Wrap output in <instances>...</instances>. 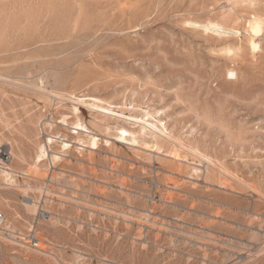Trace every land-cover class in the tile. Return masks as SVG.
Masks as SVG:
<instances>
[{"label": "rangeland", "instance_id": "374dc122", "mask_svg": "<svg viewBox=\"0 0 264 264\" xmlns=\"http://www.w3.org/2000/svg\"><path fill=\"white\" fill-rule=\"evenodd\" d=\"M257 15L264 0H0V264H264Z\"/></svg>", "mask_w": 264, "mask_h": 264}, {"label": "bare ground", "instance_id": "6f19581e", "mask_svg": "<svg viewBox=\"0 0 264 264\" xmlns=\"http://www.w3.org/2000/svg\"><path fill=\"white\" fill-rule=\"evenodd\" d=\"M255 17V16H254ZM253 17V20L252 21H250V26H249V31L251 30L254 34H255V36H256V34H259L261 31H262V29H263V21H264V19L262 20L261 18H259V17H261V16H259L258 17V15L254 18ZM199 24V23H198ZM201 27H203L204 28V30L206 29V30H208V32H209V30H211L210 32H212V31H215V32H217V33H238L239 34V31H237V30H235V29H232V28H234V27H227V26H225L224 24H222V23H219V22H215V21H210V22H208V23H204V25L202 24L201 25ZM238 29V28H237ZM226 35V34H225ZM256 38V37H255ZM251 39V38H250ZM251 41V40H250ZM250 43V45H251V42H249ZM254 45H255V47H254ZM251 46H253L254 48H255V50L257 49V48H259V43L255 40V39H252V45ZM230 74L231 75H233V76H236L237 75V72L233 69V70H230ZM93 100V99H92ZM82 101V100H81ZM84 101V100H83ZM82 101V102H83ZM85 102V101H84ZM96 102H98V101H96ZM86 103V102H85ZM91 105H92V103H91ZM93 106L94 107H96L97 109H99V108H103L102 106H100V105H98V103H95V104H93ZM92 106V107H93ZM78 108V107H77ZM110 109V108H109ZM108 109V110H109ZM79 110V109H78ZM103 110V109H102ZM112 110V109H111ZM99 112H101V111H99ZM105 114V113H104ZM124 114V113H123ZM2 115V114H1ZM4 115V114H3ZM133 117V116H132ZM0 118H1V116H0ZM144 119V118H143ZM135 120H137V119H135ZM0 121H2V120H0ZM140 121V120H139ZM143 122V121H142ZM159 122H162V121H159ZM5 124V123H4ZM78 124H80V123H78ZM139 124H141V135L142 134H144V133H146V130H149L150 131V134L152 133V134H154V135H156L157 136V134H161V135H167L168 137H171V134H170V131H168V127L166 126V124L164 123H161V125H159L158 123H154V122H151V121H149V120H146V119H144V123H139ZM5 125H8V124H5ZM138 125V124H137ZM78 129H83V127L81 126V127H78ZM83 131H84V129H83ZM143 131H144V133H143ZM120 132H122V135L119 137V138H121V139H123L124 141H131L132 140V142L134 141V142H137L138 143V137H136V136H138L140 133H139V130L137 131V133H136V131H130V130H128V129H126V128H121V131ZM79 133V132H78ZM148 133V132H147ZM146 133V134H147ZM138 134V135H137ZM149 134V133H148ZM97 135V134H96ZM128 135L129 136H131V138L130 137H128ZM140 135V136H141ZM145 135V134H144ZM92 138L90 139V140H92V144H88L89 146L90 145H93L94 147H93V149H97V147H98V143L100 142V139H99V137L97 138L96 136H92V135H90ZM143 136V135H142ZM146 136V135H145ZM149 136V135H148ZM153 136V135H152ZM154 137V136H153ZM166 137V136H165ZM160 138V137H159ZM48 141L50 142V143H52L54 140H53V137H48ZM169 139H171V138H169ZM174 139V138H173ZM177 140V139H176ZM174 141H175V139H174ZM178 141V140H177ZM48 142V143H49ZM107 142H108V140H107ZM133 142V143H134ZM140 142V141H139ZM75 143V142H74ZM80 143V142H79ZM89 143H91V141H89ZM157 143H158V141H157ZM109 144V143H108ZM112 144V143H111ZM183 144V143H182ZM46 145V144H45ZM45 145L44 144H42V145H40L41 146V148H40V150H39V154L37 155L36 154V159L34 160V162L35 163H33V164H35L34 166H36V167H38L39 168V164H41V163H43L44 161H45V159L46 158H48L50 155L48 154V148H46L45 147ZM82 145H83V143H82ZM157 145V144H156ZM69 146H71V143H69V141L66 143H63V151L64 150H66V149H68L69 150ZM136 146V145H135ZM86 147V146H85ZM92 149V148H91ZM148 149V148H147ZM150 149V148H149ZM158 149V148H157ZM156 149V150H157ZM161 149H162V147H161ZM10 150H11V153H12V155H14L15 153H13V149L10 147ZM152 150V149H151ZM155 150V151H156ZM176 151V150H175ZM174 152V151H173ZM20 156H21V153H20ZM173 156H174V154H173ZM172 156V157H173ZM178 156V155H177ZM177 156L176 157H173V158H176V159H179V158H181V157H179V158H177ZM13 157H15V156H13ZM17 157H19V156H17ZM51 157V156H50ZM170 157H171V155H170ZM56 158H59V156L58 155H54L53 156V159H56ZM13 160H14V158H13ZM12 160V161H13ZM47 160V159H46ZM182 160V159H181ZM35 167V168H36ZM2 174L1 175H3V177H4V180H6L5 182H7V183H10V185L11 184H13L14 182H15V177H14V170L12 169V167L10 166V164L8 165V167H4L3 169H1V171H0ZM27 186V185H26ZM31 202V201H30ZM36 203V202H35ZM31 204V203H30ZM34 205V204H33ZM36 206V205H35ZM36 208V207H35ZM34 210V209H33ZM9 225V224H8ZM7 225V226H8ZM42 241V240H41Z\"/></svg>", "mask_w": 264, "mask_h": 264}, {"label": "built area", "instance_id": "2783aa9c", "mask_svg": "<svg viewBox=\"0 0 264 264\" xmlns=\"http://www.w3.org/2000/svg\"><path fill=\"white\" fill-rule=\"evenodd\" d=\"M13 159L10 147L5 145H0V169L4 168ZM6 215L0 210V230H6ZM29 244L34 248H40L41 240L37 235L30 238Z\"/></svg>", "mask_w": 264, "mask_h": 264}, {"label": "snow or ice", "instance_id": "6c2138e0", "mask_svg": "<svg viewBox=\"0 0 264 264\" xmlns=\"http://www.w3.org/2000/svg\"><path fill=\"white\" fill-rule=\"evenodd\" d=\"M254 47H255V45H254Z\"/></svg>", "mask_w": 264, "mask_h": 264}]
</instances>
